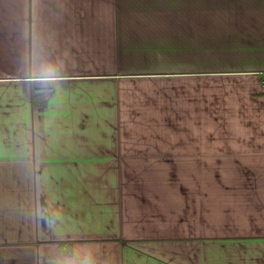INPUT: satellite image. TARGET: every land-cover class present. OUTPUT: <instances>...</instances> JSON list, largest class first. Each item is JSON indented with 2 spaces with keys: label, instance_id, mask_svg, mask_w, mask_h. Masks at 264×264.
Returning a JSON list of instances; mask_svg holds the SVG:
<instances>
[{
  "label": "crops",
  "instance_id": "crops-1",
  "mask_svg": "<svg viewBox=\"0 0 264 264\" xmlns=\"http://www.w3.org/2000/svg\"><path fill=\"white\" fill-rule=\"evenodd\" d=\"M0 264H264V0H0Z\"/></svg>",
  "mask_w": 264,
  "mask_h": 264
}]
</instances>
